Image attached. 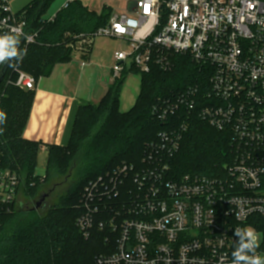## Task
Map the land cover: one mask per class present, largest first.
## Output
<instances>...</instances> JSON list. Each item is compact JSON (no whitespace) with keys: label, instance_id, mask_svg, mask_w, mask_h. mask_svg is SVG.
Wrapping results in <instances>:
<instances>
[{"label":"built area","instance_id":"built-area-1","mask_svg":"<svg viewBox=\"0 0 264 264\" xmlns=\"http://www.w3.org/2000/svg\"><path fill=\"white\" fill-rule=\"evenodd\" d=\"M10 1L0 0V34L19 28L33 44L26 12L15 13ZM99 37L128 44L114 54L115 79L131 68L171 72L178 55L197 64L202 78L154 105L155 118L169 124L140 166L123 164L85 188L76 226L85 240L101 239L94 264H231L234 230L257 231L256 219L264 220V0H139L79 36L73 53L86 58ZM15 85L33 91L36 80L19 72ZM182 109L230 137L228 160L211 174L174 169L190 116L175 126L170 118ZM19 185L16 173L0 171V204H12Z\"/></svg>","mask_w":264,"mask_h":264},{"label":"trees","instance_id":"trees-1","mask_svg":"<svg viewBox=\"0 0 264 264\" xmlns=\"http://www.w3.org/2000/svg\"><path fill=\"white\" fill-rule=\"evenodd\" d=\"M54 1L32 0L24 9L27 33L36 35L35 42L26 46L20 38V48H26L27 55L11 67L0 64V110L7 114L6 123L0 125V171L16 173L19 188L23 187L31 199L59 179L72 183L42 218L31 211H17L15 202L0 204V264H94L103 252L101 239L85 240L76 226L85 188L123 164L140 166L147 146L156 142L169 124L155 118L154 105L160 99L175 98L202 78L200 67L188 56H175L171 72L154 66L150 73L141 74L131 68L115 79L99 104H80L68 145L25 139L36 92L15 85L18 73L31 75L36 84L50 78L57 65L72 61L71 44L83 39L79 36L93 35L106 26L113 14L107 6L98 14L75 0L46 20L44 15ZM130 72L141 76L140 94L135 105L122 112V88ZM207 88L208 81L202 94ZM186 116H190L189 131L174 160V169L178 176L211 174L228 160L230 137L217 132L196 113L186 114L184 109L170 122L175 126ZM43 148L48 159L45 175L40 178L36 169ZM255 227L264 232V220L256 219Z\"/></svg>","mask_w":264,"mask_h":264},{"label":"rangeland","instance_id":"rangeland-1","mask_svg":"<svg viewBox=\"0 0 264 264\" xmlns=\"http://www.w3.org/2000/svg\"><path fill=\"white\" fill-rule=\"evenodd\" d=\"M86 7H88L90 10L98 13L102 10L104 6L109 7L112 9L113 13H126L129 11V7L139 1V0H80ZM32 2V0H11L10 4L13 10L18 13L25 8L28 7V5ZM65 3V0H55L52 5L49 6L47 9L44 19L48 20L50 19L61 7H63V4ZM128 47L126 45H122L121 41L116 39H110V38H104L99 37L95 40L94 44V52L91 57V59L84 60L86 65H88L86 68L81 69V67H78V72H81V75H85L83 77V87L84 88H95V96L93 103H98V97L100 92L103 89V86L107 85L108 82V76L110 75L111 69H112V63H113V56L116 51H128ZM74 63H81L79 61V55L76 53H72ZM89 56H87L88 58ZM79 75V73H78ZM86 77H89L90 79H86ZM141 76L139 74H136L134 72H130L126 74L125 77V84L123 85V88L125 91H131L134 87L138 86V81ZM68 114V113H67ZM76 115L71 118L69 114L65 117V122L62 120V128L61 125L59 129L54 133L53 135H49L48 139L51 143L66 146L70 142L71 134L73 125L76 119ZM42 131V132H41ZM44 126H42L39 130H30L28 132V137L36 140H42L45 139L43 132ZM42 135V136H41ZM47 139V138H46ZM47 159H48V153L46 150H42L38 157V167L36 169V174L38 177L42 178L45 175L46 168H47ZM72 183V180L68 179H59L54 182V184H51L49 186H46L45 188H42L40 191V194L37 198L31 199L29 198L23 190V187H20L17 191V195L15 198V204L17 211L22 210L24 212L31 211L32 213H35V215L38 218L44 217L48 210L59 202L61 196L66 194L68 189L70 188V185ZM48 195L47 199L39 206L37 207V204L41 201V198L44 195ZM257 234L260 237V255L264 256V249L262 248L264 243V232L262 231H256Z\"/></svg>","mask_w":264,"mask_h":264},{"label":"crops","instance_id":"crops-1","mask_svg":"<svg viewBox=\"0 0 264 264\" xmlns=\"http://www.w3.org/2000/svg\"><path fill=\"white\" fill-rule=\"evenodd\" d=\"M67 1L68 0H65L63 6L66 4ZM134 4L135 3H133L129 7V11L133 10ZM62 8L63 7H61L58 11H60ZM101 11L98 12V14L101 13ZM21 12H24V10L18 13ZM56 13L48 20H51L56 15ZM119 41H121L122 45L124 44L128 47V44L125 41L123 40H119ZM94 44L91 48V53L88 58L79 56L80 59L79 61H81V63L79 62L76 64L71 61L68 64L57 65L50 78H43L38 81L35 89L36 92L35 101L33 104V108L31 111L27 128L24 132L25 139L31 141H41L45 144H53L48 139V136L56 133L60 125L62 128V120L65 122V117L68 114L71 118H73L75 114H77L80 104L83 102L94 104L93 100L96 92L95 88L94 89H91L89 87L84 88L83 77L87 74L84 73V75H81V72H78L79 71L78 67L84 69L88 66L86 65L84 60L91 59L94 52ZM113 64H114V56H113L112 66ZM107 78H108L107 85L103 86L102 91H99L100 94L98 97L99 98L98 103L104 98V96L107 94L109 90V87L115 82L112 69L110 75ZM86 79L88 80L90 78L86 77L85 80ZM138 82H139L138 86L134 87L133 90L131 91L127 90L126 92L125 89L122 88L121 100H120V110L122 112L129 111L135 105L138 96L140 94L141 77L139 78ZM42 126H44L43 135L45 139L36 140L27 136L30 130H39ZM53 145H57V144H53ZM42 150H46V149L43 148Z\"/></svg>","mask_w":264,"mask_h":264},{"label":"clouds","instance_id":"clouds-1","mask_svg":"<svg viewBox=\"0 0 264 264\" xmlns=\"http://www.w3.org/2000/svg\"><path fill=\"white\" fill-rule=\"evenodd\" d=\"M128 25L136 26L135 20H128ZM19 28L10 29L8 32L0 34V64L13 66V62H21L27 55L26 48H20ZM28 39H31L28 37ZM7 121V114L0 110V125ZM3 128H0V132ZM234 236L238 238L235 249L232 251L231 264H264V256L257 253L260 246V237L251 226L236 228Z\"/></svg>","mask_w":264,"mask_h":264},{"label":"water","instance_id":"water-1","mask_svg":"<svg viewBox=\"0 0 264 264\" xmlns=\"http://www.w3.org/2000/svg\"><path fill=\"white\" fill-rule=\"evenodd\" d=\"M48 195H44L42 198H41V201L37 204V207H39L46 199H47Z\"/></svg>","mask_w":264,"mask_h":264},{"label":"snow or ice","instance_id":"snow-or-ice-1","mask_svg":"<svg viewBox=\"0 0 264 264\" xmlns=\"http://www.w3.org/2000/svg\"><path fill=\"white\" fill-rule=\"evenodd\" d=\"M147 10V9H146Z\"/></svg>","mask_w":264,"mask_h":264}]
</instances>
